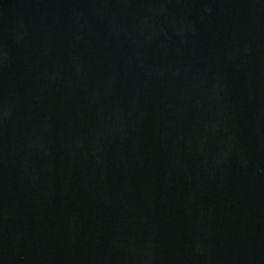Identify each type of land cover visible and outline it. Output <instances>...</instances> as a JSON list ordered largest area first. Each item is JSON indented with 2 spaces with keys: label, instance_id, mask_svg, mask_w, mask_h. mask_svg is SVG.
I'll list each match as a JSON object with an SVG mask.
<instances>
[{
  "label": "water",
  "instance_id": "water-1",
  "mask_svg": "<svg viewBox=\"0 0 264 264\" xmlns=\"http://www.w3.org/2000/svg\"><path fill=\"white\" fill-rule=\"evenodd\" d=\"M0 264H264V0H0Z\"/></svg>",
  "mask_w": 264,
  "mask_h": 264
}]
</instances>
